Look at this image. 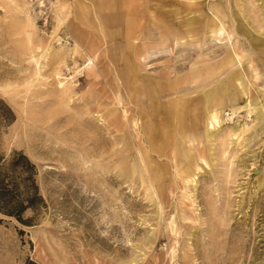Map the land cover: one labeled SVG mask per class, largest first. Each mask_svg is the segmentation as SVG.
Listing matches in <instances>:
<instances>
[{"label":"rangeland","instance_id":"obj_1","mask_svg":"<svg viewBox=\"0 0 264 264\" xmlns=\"http://www.w3.org/2000/svg\"><path fill=\"white\" fill-rule=\"evenodd\" d=\"M216 87L236 105L182 142L173 99L204 117ZM0 98V154L29 156L44 199L0 213V264H264V0H0Z\"/></svg>","mask_w":264,"mask_h":264},{"label":"bare ground","instance_id":"obj_2","mask_svg":"<svg viewBox=\"0 0 264 264\" xmlns=\"http://www.w3.org/2000/svg\"><path fill=\"white\" fill-rule=\"evenodd\" d=\"M62 1H67L68 0H62ZM112 1V0H111ZM59 3V2H58ZM63 10H64V15L69 11V7L66 6L65 3H63ZM61 8L60 9H57V10H61V12L63 11ZM60 14V12H59ZM63 14V12H62ZM63 15V16H64ZM61 16V14H60ZM66 17V15H65ZM64 17V18H65ZM67 18V17H66ZM63 19V18H61ZM59 19V20H61ZM65 20V19H64ZM63 21V20H62ZM66 21V20H65ZM64 21V22H65ZM223 21V20H222ZM224 24V23H223ZM207 25V24H206ZM60 27V26H59ZM209 28V27H208ZM213 28V27H212ZM226 28L221 25L219 31L220 33L222 34L224 32ZM227 30V29H226ZM208 32V31H207ZM159 33V32H158ZM157 33V34H158ZM226 33V32H225ZM227 34V33H226ZM171 33L170 31L167 29L165 32H163L161 35H160V41L162 42H165V43H168L170 37H171ZM214 35V34H213ZM178 36V35H177ZM176 36V37H177ZM217 36H220V35H217ZM231 37V36H230ZM200 38V37H199ZM77 43L78 40L76 41ZM77 43H76V47H77ZM169 46V45H168ZM185 46V45H184ZM234 47V46H233ZM234 51H235V48H234ZM237 51V49H236ZM143 54L145 55L147 52L144 50L142 51ZM239 52V51H238ZM237 54V53H236ZM239 55V54H237ZM242 56V55H241ZM201 57V56H200ZM238 57V56H237ZM199 58V57H198ZM196 58V59H198ZM206 57H204V63ZM213 58H211L212 60ZM242 59V58H241ZM130 60V58H128L127 56H124V58L121 59L122 62H128ZM210 60V59H208ZM214 60V59H213ZM212 60V61H213ZM203 61V60H201ZM194 63V62H193ZM197 63H200L199 61ZM203 63V62H202ZM201 63V64H202ZM196 64V63H195ZM200 64V65H201ZM243 66V65H242ZM122 67V66H121ZM200 67V66H199ZM244 67V66H243ZM240 68V66H239ZM199 69V68H198ZM238 69V68H237ZM245 69V68H244ZM218 71V70H217ZM235 71V70H234ZM233 71V72H234ZM245 71H247L245 69ZM249 72V71H248ZM258 73V72H257ZM194 73H192L193 75ZM244 74V73H243ZM248 74V73H247ZM246 74V75H247ZM250 75V73H249ZM230 78V76H229ZM239 78V77H237ZM249 78V77H248ZM246 78V79H248ZM250 79V78H249ZM228 80V79H227ZM152 81L154 83H151V86H152V89H153V93L156 94V92H159V93H163L165 91H172V93H175V94H178L180 91H182L179 86L180 84L176 81V80H173L169 77H160L158 79H152ZM229 81V80H228ZM237 81V79H236ZM245 81V80H244ZM253 81V80H251ZM237 83V82H236ZM252 83V82H251ZM64 83L62 82L61 83V86H63ZM246 88V87H245ZM223 94V93H222ZM219 91V88L216 87L214 90L210 91L209 94L205 97L206 98V116L202 117V114L200 112V108L198 106V102H194L192 104V101H190L188 98H183V97H178V98H174L173 101H172V110L170 111L171 114H172V120H174L175 124L177 126L180 127V129L182 128L183 130V137H181V140L182 142H185V141H188L191 143L192 146L196 147L195 146V142H201L203 137H204V131L201 129V125L202 123H205L207 122L208 126L212 129V128H215L217 127V125L219 126L221 124V118H222V112H224L226 109H225V106H227V100L232 102L234 105H236V102H237V98L235 97V94H231L229 98H226L224 97V95H222ZM161 96V94H160ZM254 98V97H253ZM250 102V101H249ZM251 104V103H250ZM261 104V103H260ZM249 105V104H248ZM250 106V105H249ZM245 107V106H244ZM238 108V107H237ZM260 107H257V110H259ZM240 109V108H239ZM234 110V109H233ZM264 110V108H263ZM238 111V110H237ZM262 112V111H261ZM233 113V112H232ZM227 114V113H226ZM139 117L138 119H141L145 122H147V125H146V132L150 133L152 132L151 128L149 127L148 125V122L149 120L147 119L148 115L145 114L143 111H140L139 112ZM231 117V116H230ZM228 118V117H227ZM233 119V118H232ZM207 120V121H206ZM137 120H135L136 122ZM136 124V123H135ZM261 124V123H260ZM259 124V125H260ZM144 125V124H142ZM258 125V126H259ZM240 129V128H239ZM183 155L185 156L186 159H188L189 161V166L188 167H191L192 165H194V160L197 159L195 158L196 156L194 155V150H193V147H189V149H185L184 150V153ZM144 157V156H143ZM202 160H205L203 157L199 156ZM144 159V158H142ZM144 162V161H143ZM146 163V162H144ZM147 164V163H146ZM145 164V165H146ZM144 165V167H145ZM159 165V164H158ZM148 166V169L150 170V167L149 165H146ZM195 167V166H193ZM146 169V168H145ZM147 169V171H148ZM188 176H192L193 175V172L191 173V170L192 168H188ZM152 173L154 176H158L160 178H162V176L165 175L164 173V169H161V166H158V167H152ZM196 173V172H195ZM156 191V190H155ZM173 249V248H172ZM174 253V252H173ZM173 258V257H172Z\"/></svg>","mask_w":264,"mask_h":264},{"label":"trees","instance_id":"obj_3","mask_svg":"<svg viewBox=\"0 0 264 264\" xmlns=\"http://www.w3.org/2000/svg\"><path fill=\"white\" fill-rule=\"evenodd\" d=\"M17 119L12 107L0 98V139L4 124ZM37 166L23 151L15 150L9 157L0 154V213L16 217L23 223L29 209L38 210L44 203L37 182ZM29 264H38L30 261Z\"/></svg>","mask_w":264,"mask_h":264},{"label":"crops","instance_id":"obj_4","mask_svg":"<svg viewBox=\"0 0 264 264\" xmlns=\"http://www.w3.org/2000/svg\"><path fill=\"white\" fill-rule=\"evenodd\" d=\"M107 2L110 4L112 1L111 0H107ZM112 5H108V6H112ZM103 6L104 5L102 4L101 5V8H99L98 11L102 9L101 12H103V8H102ZM105 6H107V5H105ZM125 8L126 7H124V6H120V9L123 10V11H125ZM128 11H129L128 13H125V12L122 13L125 16V17H122V18H126L127 20H129V18H132L134 20H137L139 18V16H140L139 13L142 12L143 10H141V11H139V13H137V12H135V11H133V10H131V9L128 8ZM130 12H133L134 15H136V17H126V16H129L130 15ZM148 35H150V34H148Z\"/></svg>","mask_w":264,"mask_h":264}]
</instances>
